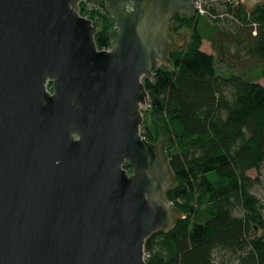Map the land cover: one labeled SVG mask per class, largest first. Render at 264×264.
<instances>
[{
    "label": "water",
    "instance_id": "1",
    "mask_svg": "<svg viewBox=\"0 0 264 264\" xmlns=\"http://www.w3.org/2000/svg\"><path fill=\"white\" fill-rule=\"evenodd\" d=\"M101 1L105 50L80 13ZM230 1L0 0V264H147L184 216L166 144L142 134L144 79L184 47L176 15Z\"/></svg>",
    "mask_w": 264,
    "mask_h": 264
},
{
    "label": "trees",
    "instance_id": "2",
    "mask_svg": "<svg viewBox=\"0 0 264 264\" xmlns=\"http://www.w3.org/2000/svg\"><path fill=\"white\" fill-rule=\"evenodd\" d=\"M203 10L175 16L176 31L186 25L192 42L171 53L169 69L144 79L142 134L166 144L176 180L167 198L184 216L148 240L146 261L264 264V203L254 195L260 178L250 175L264 166V7L249 12L231 0ZM91 19L100 23L98 48L109 49L114 19ZM205 40L213 53L203 51Z\"/></svg>",
    "mask_w": 264,
    "mask_h": 264
},
{
    "label": "rangeland",
    "instance_id": "3",
    "mask_svg": "<svg viewBox=\"0 0 264 264\" xmlns=\"http://www.w3.org/2000/svg\"><path fill=\"white\" fill-rule=\"evenodd\" d=\"M242 3H243V0H241ZM99 11V12H97ZM106 13L105 12V9L103 10H96L94 13H97L98 14H103ZM193 17V16H192ZM177 27V26H176ZM177 30V29H176ZM180 33H182L184 36H186L187 40H186V43L184 45L183 48H186L188 45H190V43L192 42V31L190 30V28H188L186 25L185 26H181L179 28V31ZM202 49L203 51L207 52V53H213L212 51V47L210 45V43L205 40L202 44ZM255 73L256 72H253L252 75L255 76ZM260 83L264 86V79H261L260 80ZM149 107H145L143 109V113L146 109H148ZM250 175L256 179V178H260V182L256 185V187L254 188V195L261 200L262 203H264V166L262 167V170H261V173H258V172H255L253 171L252 173H250ZM261 233V231H260ZM258 234V233H257ZM218 256L220 257V254L218 253Z\"/></svg>",
    "mask_w": 264,
    "mask_h": 264
},
{
    "label": "built area",
    "instance_id": "4",
    "mask_svg": "<svg viewBox=\"0 0 264 264\" xmlns=\"http://www.w3.org/2000/svg\"><path fill=\"white\" fill-rule=\"evenodd\" d=\"M85 4V3H84ZM101 4V3H100ZM205 5V4H204ZM204 5H201L198 9H197V12H200V13H203L204 12V10H203V6ZM104 9V7H103V5L101 4V5H98V6H91V5H87V4H85L84 5V8H83V10H84V12L86 13V15H82L83 17H86V18H88V19H91V15L96 11V10H103ZM81 10H82V6H80V13H81ZM97 12H99V11H97ZM93 20V19H92ZM94 21V20H93Z\"/></svg>",
    "mask_w": 264,
    "mask_h": 264
},
{
    "label": "bare ground",
    "instance_id": "5",
    "mask_svg": "<svg viewBox=\"0 0 264 264\" xmlns=\"http://www.w3.org/2000/svg\"><path fill=\"white\" fill-rule=\"evenodd\" d=\"M82 4H84V3H82ZM82 4H81V5H82ZM81 5H80V6H81Z\"/></svg>",
    "mask_w": 264,
    "mask_h": 264
},
{
    "label": "flooded vegetation",
    "instance_id": "6",
    "mask_svg": "<svg viewBox=\"0 0 264 264\" xmlns=\"http://www.w3.org/2000/svg\"><path fill=\"white\" fill-rule=\"evenodd\" d=\"M102 2V1H101ZM102 4V3H101Z\"/></svg>",
    "mask_w": 264,
    "mask_h": 264
}]
</instances>
